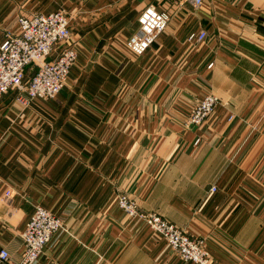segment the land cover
<instances>
[{"label": "crops", "instance_id": "crops-1", "mask_svg": "<svg viewBox=\"0 0 264 264\" xmlns=\"http://www.w3.org/2000/svg\"><path fill=\"white\" fill-rule=\"evenodd\" d=\"M148 6L170 21L137 56L126 41ZM58 10L77 55L61 92L25 110L0 95V264H18L36 206L64 229L34 264H193L122 194L203 238L212 264H264V0H0V43L19 16ZM208 93L214 113L184 129Z\"/></svg>", "mask_w": 264, "mask_h": 264}, {"label": "built area", "instance_id": "built-area-1", "mask_svg": "<svg viewBox=\"0 0 264 264\" xmlns=\"http://www.w3.org/2000/svg\"><path fill=\"white\" fill-rule=\"evenodd\" d=\"M185 1L194 9L203 4V0ZM169 21L170 15L157 11L155 7L144 8L137 19L138 30L127 39L126 47L137 56L143 55L163 33ZM16 22V31H5L0 43V95L12 92L13 99L25 106L34 100L52 99L63 89L77 59L75 43L68 42L70 16L58 10L47 15L19 16ZM206 38L205 31L197 34L191 32L186 41L201 44ZM53 52L55 55L50 58ZM211 66L209 64L208 68ZM218 102L216 96L204 94L189 109L183 128H200L214 113ZM232 119V115L227 117V121ZM199 142L200 138L197 137L194 145ZM215 190V187L210 188L211 192ZM10 194L11 191L7 190L5 197ZM117 206L129 220L147 226L181 261L212 264L203 238L188 234L155 213L142 212L127 195L118 196ZM63 229L59 218L36 206L20 235L23 250L18 264H34L44 247ZM9 258L7 250L1 248L0 261L7 262Z\"/></svg>", "mask_w": 264, "mask_h": 264}, {"label": "rangeland", "instance_id": "rangeland-1", "mask_svg": "<svg viewBox=\"0 0 264 264\" xmlns=\"http://www.w3.org/2000/svg\"><path fill=\"white\" fill-rule=\"evenodd\" d=\"M16 23H17V22H16ZM54 55H55V52L51 53V55H49V56H50V58H52ZM54 98H55V97H54ZM54 98H52V99H54ZM52 99H45V100H52ZM13 100L15 101V103H16L17 105H19V106L21 107L22 110H25V109H29V108H31L32 105L37 101V100H34V101H32V102H29V103L27 104V106H25L24 104H22V103L16 101L15 98H14ZM38 100H41V99H38ZM42 100H43V99H42ZM205 244H206V243H205Z\"/></svg>", "mask_w": 264, "mask_h": 264}]
</instances>
